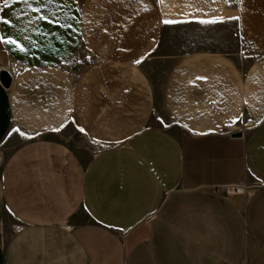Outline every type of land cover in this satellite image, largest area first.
I'll return each mask as SVG.
<instances>
[{
	"label": "crops",
	"instance_id": "crops-1",
	"mask_svg": "<svg viewBox=\"0 0 264 264\" xmlns=\"http://www.w3.org/2000/svg\"><path fill=\"white\" fill-rule=\"evenodd\" d=\"M0 36V264H264V0H0Z\"/></svg>",
	"mask_w": 264,
	"mask_h": 264
},
{
	"label": "snow or ice",
	"instance_id": "snow-or-ice-1",
	"mask_svg": "<svg viewBox=\"0 0 264 264\" xmlns=\"http://www.w3.org/2000/svg\"><path fill=\"white\" fill-rule=\"evenodd\" d=\"M25 3H27V0H24ZM5 5H7V0H5ZM36 11H39V9H36ZM41 20H47V17H44V16H41L40 17ZM222 19V18H220ZM230 19H239V17H231ZM208 22H216L215 19L212 20V21H201V23H208ZM3 23L5 24H8L10 23V21L8 20H3ZM164 23L168 24V23H174V21H169V20H165ZM68 27H71V25H68ZM0 43H3V44H7V45H14L17 49H19L20 51H24V47L22 44L19 43L18 40L12 38V37H3V36H0ZM141 61L140 60H137L136 63H140ZM197 79H204L202 77H197ZM81 132H84L85 129L83 128H80L79 129ZM20 130L19 129H13V132H19ZM11 135V133L9 134ZM20 135H26L25 133L23 132H20Z\"/></svg>",
	"mask_w": 264,
	"mask_h": 264
},
{
	"label": "built area",
	"instance_id": "built-area-1",
	"mask_svg": "<svg viewBox=\"0 0 264 264\" xmlns=\"http://www.w3.org/2000/svg\"><path fill=\"white\" fill-rule=\"evenodd\" d=\"M261 186H264L263 183H256L255 185L251 186V187H246L247 190H251L253 188H259ZM221 192L225 195H230V194H238V193H243L245 190L244 187L242 186H238L237 185H227V186H222L221 188ZM15 232H19L20 231V227H15Z\"/></svg>",
	"mask_w": 264,
	"mask_h": 264
},
{
	"label": "water",
	"instance_id": "water-1",
	"mask_svg": "<svg viewBox=\"0 0 264 264\" xmlns=\"http://www.w3.org/2000/svg\"><path fill=\"white\" fill-rule=\"evenodd\" d=\"M0 83L1 85L4 87V88H8L11 84V75L8 71L6 70H3V69H0ZM233 137H240L241 136V133L238 132V133H234L232 135Z\"/></svg>",
	"mask_w": 264,
	"mask_h": 264
},
{
	"label": "rangeland",
	"instance_id": "rangeland-1",
	"mask_svg": "<svg viewBox=\"0 0 264 264\" xmlns=\"http://www.w3.org/2000/svg\"><path fill=\"white\" fill-rule=\"evenodd\" d=\"M4 56V54L2 53H0V57H1V59L3 60V62H6V60H5V57H3ZM76 145H80V146H85L86 144H87V142H86V140L85 139H83V138H81L79 135H76V136H74L73 137V140H72Z\"/></svg>",
	"mask_w": 264,
	"mask_h": 264
},
{
	"label": "bare ground",
	"instance_id": "bare-ground-1",
	"mask_svg": "<svg viewBox=\"0 0 264 264\" xmlns=\"http://www.w3.org/2000/svg\"><path fill=\"white\" fill-rule=\"evenodd\" d=\"M198 1V0H197ZM171 8V7H170ZM196 11V10H195ZM192 14V13H191Z\"/></svg>",
	"mask_w": 264,
	"mask_h": 264
}]
</instances>
